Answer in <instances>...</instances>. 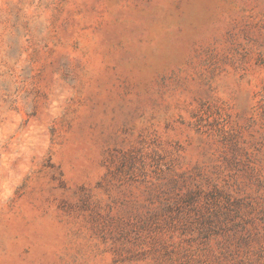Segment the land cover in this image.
<instances>
[{
	"label": "rangeland",
	"instance_id": "obj_1",
	"mask_svg": "<svg viewBox=\"0 0 264 264\" xmlns=\"http://www.w3.org/2000/svg\"><path fill=\"white\" fill-rule=\"evenodd\" d=\"M0 264H264V0H0Z\"/></svg>",
	"mask_w": 264,
	"mask_h": 264
}]
</instances>
